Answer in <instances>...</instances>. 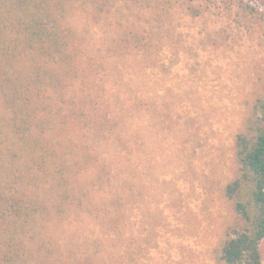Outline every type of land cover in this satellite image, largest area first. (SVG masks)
Here are the masks:
<instances>
[{
	"label": "trees",
	"instance_id": "trees-1",
	"mask_svg": "<svg viewBox=\"0 0 264 264\" xmlns=\"http://www.w3.org/2000/svg\"><path fill=\"white\" fill-rule=\"evenodd\" d=\"M176 6L193 17L223 7L264 37V0H0V264H47L55 252L41 239L45 223L72 214L100 220L104 237L88 238L94 256L71 251L68 264H110L104 257L123 243L126 179L113 175L112 163L125 139L113 133L119 121L98 92L97 63L69 18L82 7L104 25L115 52L142 42L131 17L159 24ZM255 92L222 190L235 221L216 251L219 264H263L264 78Z\"/></svg>",
	"mask_w": 264,
	"mask_h": 264
},
{
	"label": "rangeland",
	"instance_id": "rangeland-1",
	"mask_svg": "<svg viewBox=\"0 0 264 264\" xmlns=\"http://www.w3.org/2000/svg\"><path fill=\"white\" fill-rule=\"evenodd\" d=\"M220 8L193 17L176 6L159 24L133 16L142 42L115 52L104 25L82 7L69 18L97 63L98 92L119 121L113 133L125 139L112 163L113 175L126 179L123 243L107 263L219 264L216 251L235 221L222 194L233 177L235 136L264 78V37ZM91 237H104L100 220L72 214L45 223L41 239L55 252L47 264H68L71 251L94 256ZM261 252L264 264V241Z\"/></svg>",
	"mask_w": 264,
	"mask_h": 264
}]
</instances>
